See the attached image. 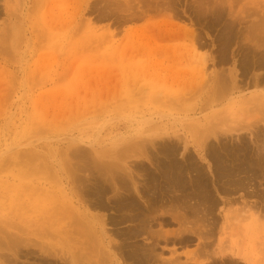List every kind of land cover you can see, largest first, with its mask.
Listing matches in <instances>:
<instances>
[{
  "label": "rangeland",
  "instance_id": "obj_1",
  "mask_svg": "<svg viewBox=\"0 0 264 264\" xmlns=\"http://www.w3.org/2000/svg\"><path fill=\"white\" fill-rule=\"evenodd\" d=\"M260 76L264 0H0V264H247L231 249L251 216L245 246L264 264V216L226 193L195 143L208 126L210 142L231 145L264 117ZM171 164L188 184L207 182L211 239L181 230L194 201L179 207L184 195L166 190ZM117 171L130 192H114ZM126 198L150 213L156 239L134 237ZM230 198L241 203L231 209ZM144 247L155 259L128 258Z\"/></svg>",
  "mask_w": 264,
  "mask_h": 264
},
{
  "label": "bare ground",
  "instance_id": "obj_2",
  "mask_svg": "<svg viewBox=\"0 0 264 264\" xmlns=\"http://www.w3.org/2000/svg\"><path fill=\"white\" fill-rule=\"evenodd\" d=\"M260 63L262 64V62H260ZM254 80H255L254 83H252L253 84V88H260L261 87L259 89V91H255L256 95H257L255 97H257L256 99L259 101V103L264 104V90H263V87H264V76L255 77ZM252 84H250V85H252ZM249 91H250V88H249ZM252 102H253V100H252ZM258 110H259V108H258ZM251 111H253V110L251 109ZM250 118H252V117H250ZM257 118H256V120H257ZM250 120L251 119L248 118V121H250ZM249 124L251 125V127H249L248 129H245L246 130L245 133L243 132L242 129H240V130L236 129L235 130V132H237V136L232 138L233 139V143H231V145L229 144V142H227L229 139H227V141L220 140L218 145H216V143L210 142V138L212 137V135H215L217 133L214 132V130H213L214 128H211V127H208V126L205 127V129L199 130L202 133H201V135H199L200 138H198V142L195 141V143H196V147L202 153V158L205 159V160H209L210 162H212L214 164L213 167H212V171H213V173L216 174V178H218V180H225V182H227L228 185L225 188L226 193H229V195L232 193V195H233V193L237 194V192H239V193L242 192L240 198L241 199H245V201H247L248 203H254V205L250 206L251 209H255L257 212L260 213V215L264 216V117L262 119H259L257 122L253 121V122H251ZM164 149H165L163 151L164 154L166 156H168L169 154L171 155V153H175L178 150V147L170 145V146L165 147ZM189 157H190V155H188V158ZM186 165H188V164L186 163ZM171 166H172L171 168H173V170H170L171 173L168 176L169 177V179H168L169 180V182H168L169 185L166 187V190H168L169 193H170V191H172L171 193L179 192L180 195H182V196L184 195V199H179L180 196L177 195L179 200L177 199L176 202L177 203L181 202V205L179 207L182 206V207L185 208L187 205H189V204H187L189 199L190 200L192 199L191 201H194L193 205L190 204L191 206H189L190 207V208H188L189 210L187 209L189 211V213L191 214V216H192L191 221H189V219L186 218L187 217L186 215H185L186 217L183 216L184 217L183 219H180L178 217L176 218V220H178L179 223H180V226L182 228L181 230L184 229L185 232L186 231L188 232V230H189V232L191 233L192 230L193 231H197L194 228L195 225H197L196 228L198 227L200 230H202V228H203L204 230L207 231V233H204L205 235H202L203 232L197 231L196 235L198 237H203V238L205 237L206 239H211V237H212L211 235L213 234L215 226L218 223V220H216V218L214 216V211H215L214 208H215L217 202H216L215 199H213L211 197L212 194L210 195V193H209V191L207 189V187H208L207 186V182L205 183L204 179H203V181L201 179H199L195 184L192 183V182L190 184H188L187 183L188 181L185 180L186 179L185 176L187 174H189V173H187V172L184 173V171H183V169L181 167L176 168V169L179 170V172H177V173L172 172V171H176V169L174 170L173 164H171ZM198 167H200V166H198ZM193 170H194L193 172L195 173V178H196V176H198L202 172V171L200 172L198 168H193ZM113 176H114V178L112 180L114 181V183L112 182L113 183L112 186H114L113 188H115L114 192L115 191L118 192L117 189H121L122 191L123 190L124 191L129 190L130 184H128V181L126 180L128 178L127 177L128 175L126 173H122V171H119V172L117 171V172H115V174ZM198 177L201 178V176H198ZM202 177L204 178V176H202ZM209 177H211V176H209ZM192 180L193 179H191V181ZM129 181H131V180H129ZM215 181H217V179H215ZM96 186H97V189L94 190L95 197L102 198V195L106 192V187L103 186L102 184L101 185L99 184V185H96ZM94 188H96V187H94ZM166 190H164V191H166ZM188 190H190L191 193L192 192L193 193L192 194L191 193H187ZM219 191H221V190H219ZM129 192H130V190H129ZM119 194H121V193H119ZM140 195H139V197H140ZM181 198H183V197H181ZM187 198H189V199H187ZM117 199H119V198H117ZM163 200H165V199H163ZM98 201H99V199H98ZM171 201H172V199H171ZM227 203H228V207L233 209V206H235V205H237L238 203H241V202H238L234 198H230V199H226V201L224 202V204H227ZM122 204H124L125 207H130L131 209L137 211V213L133 212L135 215H133V213L131 212L134 220H132L130 218L131 221L137 223L135 225L136 228L134 227V230H133L134 237H138V236H141V235H146L148 237V239L150 238V240L156 239L157 238V233H155L153 228H152L153 224H151L149 222V220L147 219V215H150V213L148 214L146 212V210H144L138 204V202H136V200H131V199H127L126 198L125 202L122 203ZM102 205H103L102 202L101 203L100 202L97 203V207L98 208H101V207L104 206V205L103 206ZM124 206H123V208H124ZM115 207H118V206H115ZM119 208H120V206H119ZM124 210H125V208H124ZM154 210H156V208H154ZM177 210H179V209L177 208ZM148 212H150V211H148ZM153 212L151 214L154 215V213H156V212H154V213ZM234 213H235V217H238L237 216V210H235ZM127 215H129V214H127ZM125 217H127V216L125 215ZM193 218L194 219L196 218V219L193 221L192 220ZM250 219L252 220L250 225L249 224L248 225L245 224ZM128 220H129V218H128ZM239 221H240L239 225H237V226L235 225V227H236L235 229H238V235H239V237L241 239L242 245L233 247L231 249V252L235 256L244 259V261L247 264H252L255 261L254 254L251 253V250L247 246H245V244H247L249 242L248 240H250L251 234L253 232L252 225H253V223H256V222L254 221V216L245 217V218L243 217ZM188 224H191V226H194V227L189 228ZM96 230H97L96 227L92 228V230H89L90 231V235L93 236L94 234H98V232H96ZM89 231L86 230L85 231V232H87L86 234H88ZM129 237H131V236H129ZM129 237H128V239H130ZM184 239H186V238H184ZM14 244L17 245V243H14ZM13 247H14V250L18 252V249L14 245H13ZM263 248H264V245H263ZM68 250L72 251V249H68ZM93 250L95 251V248H93ZM225 250L226 249H223V251H225ZM94 251H92V252H94ZM155 251H156L155 249H153V250L145 249V247H144V249H141V248L137 249L136 248L132 252L131 256L130 257L127 256V257L128 258H132V259H134V260H136L138 262L139 261L143 262L144 259L150 261V259H152V258L155 259V254H154V253H156ZM223 251H221V252L223 253ZM130 252H131V249H130ZM262 254H263V252H262ZM51 255H52V253H51ZM78 256H80V254H78ZM124 256H125V258L127 260L128 258L126 257V255H124ZM210 257L214 258L213 256H210ZM79 258L82 259L81 261L78 258L76 259V261L79 262V264H84L86 260H89L85 255H82V257H79ZM129 260H131V259H129ZM141 260H143V261H141ZM51 261H52V257H51ZM178 262H179V260L176 262V264H179ZM97 263L98 262H96V264ZM229 263L230 264H239L234 259H231ZM62 264H68V263H67V261H64ZM105 264H107V263H105ZM153 264H154V262H153ZM213 264H218V261L215 260ZM223 264H227V263L223 262Z\"/></svg>",
  "mask_w": 264,
  "mask_h": 264
}]
</instances>
